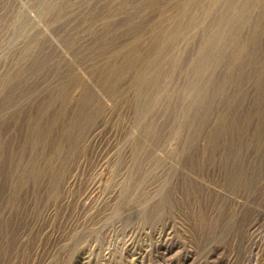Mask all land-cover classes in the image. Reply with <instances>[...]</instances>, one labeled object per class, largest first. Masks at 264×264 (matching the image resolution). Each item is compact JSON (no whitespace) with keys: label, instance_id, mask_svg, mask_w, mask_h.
<instances>
[{"label":"rangeland","instance_id":"374dc122","mask_svg":"<svg viewBox=\"0 0 264 264\" xmlns=\"http://www.w3.org/2000/svg\"><path fill=\"white\" fill-rule=\"evenodd\" d=\"M0 264H264V0H0Z\"/></svg>","mask_w":264,"mask_h":264},{"label":"bare ground","instance_id":"6f19581e","mask_svg":"<svg viewBox=\"0 0 264 264\" xmlns=\"http://www.w3.org/2000/svg\"><path fill=\"white\" fill-rule=\"evenodd\" d=\"M259 14V13H258ZM258 16V15H257ZM101 73V72H100ZM115 92V91H114ZM80 116V115H79ZM222 143V142H221ZM180 149V148H179ZM248 163V162H247ZM90 194V193H89Z\"/></svg>","mask_w":264,"mask_h":264}]
</instances>
